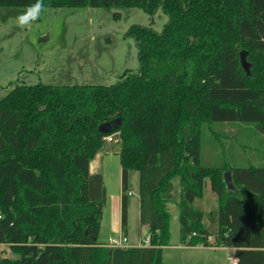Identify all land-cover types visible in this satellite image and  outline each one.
I'll return each mask as SVG.
<instances>
[{
	"label": "trees",
	"instance_id": "obj_1",
	"mask_svg": "<svg viewBox=\"0 0 264 264\" xmlns=\"http://www.w3.org/2000/svg\"><path fill=\"white\" fill-rule=\"evenodd\" d=\"M36 0H0L28 6ZM45 7L124 6L168 15L161 31L131 25L137 71L109 85L18 83L0 98V264H163L167 204L178 177L181 210L203 195L218 209L180 214V241L229 246L236 264H264V165L201 163V125L239 122L264 137V0H43ZM247 51L249 72L239 49ZM108 132L100 125L112 122ZM116 134L121 228L130 170L139 173V223L149 245H101L106 190L91 159ZM231 172L234 189L223 173ZM212 226H215L212 232ZM213 241H208V236Z\"/></svg>",
	"mask_w": 264,
	"mask_h": 264
},
{
	"label": "rangeland",
	"instance_id": "obj_2",
	"mask_svg": "<svg viewBox=\"0 0 264 264\" xmlns=\"http://www.w3.org/2000/svg\"><path fill=\"white\" fill-rule=\"evenodd\" d=\"M26 6H0V98L18 83L42 82L51 85L103 84L117 82L125 70L137 71L138 49L134 39L127 34L131 25L151 26L161 31L168 15L158 8L151 17L141 8L124 6L45 7L38 20L20 27L16 17ZM245 50L243 47L239 49ZM239 51V52H240ZM248 61V57L246 56ZM258 136L253 125L239 122H209L201 125V163L206 166L264 165L263 147L257 144ZM112 142L90 161V171L103 176L106 190L103 205L102 228L104 235L119 237L127 231L129 242H138L148 234L147 226L139 223V173L130 170L128 179V205L126 229L121 228L119 190L121 164L116 134ZM262 155V160L256 158ZM172 201L169 212V240L162 246L163 264H181L188 258H210L214 264H228L230 251L202 250L189 254L177 245L180 241L178 177L172 179ZM208 213L218 209L216 194L206 179L202 197L195 198L190 206ZM116 229V230H115ZM215 226H212L213 232ZM99 236V234H98ZM0 255L18 258L10 244L0 243Z\"/></svg>",
	"mask_w": 264,
	"mask_h": 264
},
{
	"label": "crops",
	"instance_id": "obj_3",
	"mask_svg": "<svg viewBox=\"0 0 264 264\" xmlns=\"http://www.w3.org/2000/svg\"><path fill=\"white\" fill-rule=\"evenodd\" d=\"M257 144L259 146L263 147V144H264V137L263 136L262 137L258 136ZM262 154L264 155V152ZM255 158L257 159L256 162H259L260 160H262L261 159L262 155L259 158H257V157H255ZM120 176H121V172H120ZM178 181H179V179H178ZM179 193H180V191H179ZM197 198H199V197H197ZM178 200H180V194H179ZM138 201H139V197H138ZM119 203H120V205H119L120 207L119 208H120V216H121V186H120V190H119ZM127 205H128V196H127ZM189 206H191V204ZM195 211H200V210H195ZM200 212H202L203 216H205L203 211H200ZM102 221H103V214H102V218H101L100 230H99V236H98V241H99V243L101 245H109V244H111L112 242H115V241L119 242V241H121L122 237H126L127 238V242L129 241V236L127 234V231H125L124 233L122 232L119 237H116V236H113V235H104L103 234L104 233L103 232V228H102ZM202 223H203V221H202ZM203 224H205V223H203ZM147 229H148V227H147ZM141 240L142 239L140 238L139 241L136 242V243L129 242L127 244H124L123 246H137V245H140ZM177 246L184 253L188 252L189 254L195 253L194 251L200 252L202 250L216 251L218 249H228L231 252L229 257H227L228 258V264H229V259L232 256H234V248L233 247H229V246H204V245H200V244L187 245V244H184V243H181V244H179ZM181 264H214V263L212 262V260L209 257L208 258H200L198 256L196 258H190V256H189L188 258L185 257L183 260H181ZM220 264H224V263L221 262Z\"/></svg>",
	"mask_w": 264,
	"mask_h": 264
},
{
	"label": "water",
	"instance_id": "obj_4",
	"mask_svg": "<svg viewBox=\"0 0 264 264\" xmlns=\"http://www.w3.org/2000/svg\"><path fill=\"white\" fill-rule=\"evenodd\" d=\"M246 56H247L246 50H241L239 52V59H240L241 66L246 70V72H249V63L246 59ZM112 123H115V121L103 123L102 125H100L99 130L101 132H108L109 126ZM223 181L225 182L227 189H234L230 171H225L223 173ZM182 214L189 217L192 220L195 218V211L189 205H186L183 208Z\"/></svg>",
	"mask_w": 264,
	"mask_h": 264
},
{
	"label": "clouds",
	"instance_id": "obj_5",
	"mask_svg": "<svg viewBox=\"0 0 264 264\" xmlns=\"http://www.w3.org/2000/svg\"><path fill=\"white\" fill-rule=\"evenodd\" d=\"M43 11H45L43 0H36V3L28 5L16 17V22L20 27H26L38 20Z\"/></svg>",
	"mask_w": 264,
	"mask_h": 264
},
{
	"label": "built area",
	"instance_id": "obj_6",
	"mask_svg": "<svg viewBox=\"0 0 264 264\" xmlns=\"http://www.w3.org/2000/svg\"><path fill=\"white\" fill-rule=\"evenodd\" d=\"M113 135L114 134H110V135H108V136H105V137H103V140L104 141H107V142H112L113 140H114V137H113ZM149 240H150V236H149V234H147L146 236H145V238H143L142 240H141V243H140V245H149ZM208 241H213V236L212 235H210V236H208ZM127 242V238L126 237H122L121 238V241H119V242H112L111 244H109V245H115V246H122V247H124L123 245H124V243H126ZM237 263V258L235 257V256H232L230 259H229V264H236Z\"/></svg>",
	"mask_w": 264,
	"mask_h": 264
}]
</instances>
